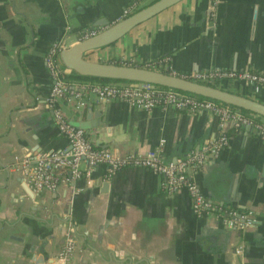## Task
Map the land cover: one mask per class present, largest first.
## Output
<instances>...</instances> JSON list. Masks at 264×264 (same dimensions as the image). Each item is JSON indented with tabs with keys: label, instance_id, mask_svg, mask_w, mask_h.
I'll use <instances>...</instances> for the list:
<instances>
[{
	"label": "crops",
	"instance_id": "1",
	"mask_svg": "<svg viewBox=\"0 0 264 264\" xmlns=\"http://www.w3.org/2000/svg\"><path fill=\"white\" fill-rule=\"evenodd\" d=\"M156 1L0 0V264H59L70 224L73 264H264V139L255 129L228 127L227 147L192 174L224 217L253 214L247 231L229 230L219 213L197 215L187 192H165L162 178L145 168L111 173L100 165L90 186L80 180L37 194L13 167L17 156L70 149L47 107L51 48L68 50L85 31L101 34L121 22L132 4L141 10ZM212 4L183 0L87 59H125L185 75L264 72V0H220L216 23ZM60 65L69 78L78 76L62 56ZM230 92L264 104V91L254 95L245 83H232ZM62 109L70 121L92 126L86 133L95 147L123 155L163 143L165 160L176 162L222 135L219 119L205 112H143L123 101Z\"/></svg>",
	"mask_w": 264,
	"mask_h": 264
},
{
	"label": "built area",
	"instance_id": "2",
	"mask_svg": "<svg viewBox=\"0 0 264 264\" xmlns=\"http://www.w3.org/2000/svg\"><path fill=\"white\" fill-rule=\"evenodd\" d=\"M220 0H213L212 22L217 21V6ZM134 3L123 11L121 20L138 12ZM120 20V21H121ZM99 35L97 30H87L80 41H87ZM61 44L54 45L48 53L46 63L52 79V87L47 99V107L53 112L59 132L68 140L70 149L61 152L27 154L15 157L14 169L25 178L34 193L58 192L63 186H71L80 180L92 185L95 168L105 165L111 173L127 168H145L162 178V188L169 194L185 191L189 194L194 212L199 215L219 213L224 224L232 231H247L255 225L251 212L230 213L224 217L223 209L214 205L203 194L192 174L199 171L207 161L220 156L229 144L226 133L228 127L255 129L264 139V118L245 113L229 105L211 100H200L193 95L154 87L140 83L136 86L117 87L111 83L81 81L69 78L60 65L63 50ZM112 64L146 68L178 76L193 82L213 86L230 92L232 83L242 82L251 87L254 95L264 91V72L253 71H203L192 74H178L172 69L164 70L154 64L138 65L130 60H119ZM123 101L143 112L156 108L173 109L190 114L208 113L219 119L222 135L218 140L207 143L201 150L189 153L176 162H167L163 154V143L147 154H120L114 150L100 149L88 139L85 130L76 128L65 116L62 106H69L80 112L94 104H109ZM83 165L85 167L83 168ZM77 250V237L70 224L65 230V241L56 256L59 264H73ZM241 253V250L239 251Z\"/></svg>",
	"mask_w": 264,
	"mask_h": 264
},
{
	"label": "water",
	"instance_id": "3",
	"mask_svg": "<svg viewBox=\"0 0 264 264\" xmlns=\"http://www.w3.org/2000/svg\"><path fill=\"white\" fill-rule=\"evenodd\" d=\"M181 1L183 0H158L121 22L110 26L98 36L75 44L70 49L62 52L61 56L64 64L68 69L74 71L78 76L83 78L108 81L113 86L117 87L136 86L140 83H145L154 87L173 89L196 97H202L217 103L229 105L241 111L256 114L264 118V104L249 97H244L164 72L111 63H96L87 59L86 53L113 45L133 31L137 26L175 6ZM107 26H109V23ZM89 113L91 115L94 112L90 110ZM71 124L85 131L92 129L89 123H77L76 117L73 118Z\"/></svg>",
	"mask_w": 264,
	"mask_h": 264
},
{
	"label": "trees",
	"instance_id": "4",
	"mask_svg": "<svg viewBox=\"0 0 264 264\" xmlns=\"http://www.w3.org/2000/svg\"><path fill=\"white\" fill-rule=\"evenodd\" d=\"M72 79H74V80H81V81H91V82H101V83H107L108 81H103V80H97V79H90V78H83V77H81V76H75V77H73ZM109 83V82H108ZM194 97H196V96H194ZM197 99H200V100H206L205 98H202V97H196ZM232 107V106H231ZM234 108V107H233ZM236 109V108H235ZM243 112H245V111H243ZM245 113H247V112H245ZM64 114H65V111H64ZM65 116H66V114H65ZM67 117V116H66ZM68 118V117H67ZM244 213H246V211L245 212H242L241 214H244Z\"/></svg>",
	"mask_w": 264,
	"mask_h": 264
}]
</instances>
